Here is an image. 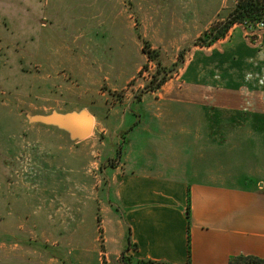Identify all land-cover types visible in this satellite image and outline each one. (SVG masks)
<instances>
[{
  "label": "crops",
  "instance_id": "obj_1",
  "mask_svg": "<svg viewBox=\"0 0 264 264\" xmlns=\"http://www.w3.org/2000/svg\"><path fill=\"white\" fill-rule=\"evenodd\" d=\"M123 1L0 0V39L15 45L18 53L24 50L32 55L29 63L43 71L77 70L76 54L80 49L92 53L98 52L100 45H106L128 52L131 43H137L138 35L131 31L119 36L99 32L51 35L44 32L47 23L120 22L123 14L116 7H121ZM155 2H158L156 9L165 12L163 3L170 6V15L155 25L153 36L166 42L152 44L166 53L167 44L180 52L216 22L226 20L237 0ZM64 4L70 5L71 11L66 17L62 14ZM146 16L145 13L144 19ZM142 55L147 62V56L143 52ZM179 72L159 92L169 90L166 91L169 100L177 105L186 103L187 109L153 113L144 109L142 99L135 105L139 125L134 126L137 121L131 120L128 126L126 156L110 174L113 201L125 214L118 216L112 209L103 212L115 220L119 230L118 250L108 234L103 238L98 235L95 218L86 224L81 192L61 188L65 178L45 177L43 181L51 188L30 190L12 188L15 181L11 176L10 180L0 179V264H123L120 259L123 252L132 264H229L239 256L264 260V181L259 180V162L256 173H250V179L247 176L242 179L254 181L256 186H225L194 181L190 176L192 165L179 159V153L190 148L180 141L185 134L179 125L180 118L189 119L184 127L187 134L202 135L203 142L210 144L212 135L225 129L219 116L241 119L251 116L240 103L254 95L247 87L256 84L260 87L264 81V31L253 38L250 30L237 24L226 38L211 47L191 45ZM49 81L44 83L48 85ZM55 82H59L57 78ZM170 82L173 89H165ZM243 89L248 94L241 99ZM213 101L218 102L219 108H207ZM130 113V110L125 113V119ZM260 114L252 116L264 118V110ZM168 117L172 119L170 125L163 120ZM125 119L120 128L126 127ZM237 129L244 134H264V126L257 124ZM166 134L171 135L168 148L174 161L164 169L162 152L155 151L154 141H160L161 135ZM199 138L194 139V144ZM159 156L160 162L156 159ZM38 179L42 177L34 180ZM102 223L110 227V223ZM89 229L91 234L87 232ZM26 240L45 242L65 255L48 256Z\"/></svg>",
  "mask_w": 264,
  "mask_h": 264
},
{
  "label": "rangeland",
  "instance_id": "obj_2",
  "mask_svg": "<svg viewBox=\"0 0 264 264\" xmlns=\"http://www.w3.org/2000/svg\"><path fill=\"white\" fill-rule=\"evenodd\" d=\"M155 1L124 0L121 7H116L118 12L123 14V21L120 22H48L44 32L51 35L99 32L101 35L114 33L119 36L131 31L138 37L141 34L154 46V43L166 42L164 38L153 37L154 28L166 15H170L169 5L163 3L162 7L167 10L165 12L160 8L156 9L155 5L158 2ZM69 6L66 4L62 6L63 17L71 13L68 11ZM160 11L163 12L164 17L160 16ZM156 12L159 15L157 18ZM145 13L146 19H144ZM263 31L254 29L250 32L253 38H257V35ZM192 43H188L183 49H187L188 52ZM14 46L0 39V179L10 180L13 176L15 182L12 183L15 186L12 188L18 186L30 190H46L51 188V185L43 181L45 177L65 178V182L60 184L61 188L81 192L86 211L83 219L86 224L92 223L95 218L98 235L103 238L108 234L112 245L118 248L117 243L120 238L115 220L107 218V213L103 211L112 209L122 217L125 214L113 201L110 174L114 172V168L108 161L113 160L117 163L116 166H120L126 156L128 126L131 120L136 122L138 118L132 113L129 105L133 104L139 95H142L145 101L144 109H149L153 113H160L159 111L162 110H186L187 104L177 105L170 101V97L166 95V91L169 90L142 93L155 74L157 66L146 62L142 55L143 51L141 52L142 44L139 38L137 43H131L128 52L113 47L109 49L106 45H100L98 52L92 53L80 49L76 54L77 67H79L77 70L63 68L43 71L39 66L34 67L29 63L32 55L25 54L24 50L18 53ZM166 47L168 50L163 53L166 58L163 63H176L179 52L172 45L167 44ZM179 75L180 72L169 80ZM44 77L45 80H50L48 85L44 83ZM55 78L59 81L57 84ZM59 85L62 87L60 88ZM171 85L170 82L165 89H173L174 86ZM258 87V84L247 87L249 93L254 94L247 96L249 98L246 97L248 94L246 89H243L240 95L241 99L245 97L249 99L241 101L240 105L251 112V116L247 118L243 116L242 119L230 115L219 116L220 125L225 126V129L224 132L212 135L210 144L206 140L203 142L202 135L187 134L188 130L185 131L184 127L187 126L189 119H179L181 131L185 132L180 136V141H184L185 145L190 147L179 153V159L180 162L188 161L192 165L190 176L194 181L254 187L256 182L249 183L250 180L242 179L245 176L250 179L248 175L256 173L257 162L260 170L259 180L264 181L262 168L264 167V134H244V131L240 133L237 129L252 124L264 126V118L257 119L256 116H252L261 115L260 112L264 110V81ZM182 97L181 94V99ZM210 98L213 100V96ZM217 104L218 102L215 101L209 102L207 108L215 110L219 108ZM83 110L88 111L94 119L93 134L85 140H73L67 131L54 126L31 123L27 117L50 115L53 112L79 113ZM129 110L131 113L125 119L124 115ZM253 111L257 113L253 114ZM123 118L127 120L126 127L120 128L124 122ZM163 120L170 125L172 119L168 117ZM161 136L160 141H154V148L155 151L162 152L163 168L167 169L170 161H174L170 159L171 135ZM197 136L200 138L194 144ZM156 159L160 162V156ZM35 177L42 179L34 180ZM22 179L27 180V183L21 182ZM104 221L110 223V227L102 223ZM87 232L91 234L90 229ZM25 242L32 247L42 249V252L48 256L57 258L65 255L59 248L53 249L49 244L39 240ZM120 259L122 262L132 264L125 252Z\"/></svg>",
  "mask_w": 264,
  "mask_h": 264
},
{
  "label": "trees",
  "instance_id": "obj_3",
  "mask_svg": "<svg viewBox=\"0 0 264 264\" xmlns=\"http://www.w3.org/2000/svg\"><path fill=\"white\" fill-rule=\"evenodd\" d=\"M128 1V0H127ZM258 22H264V0H237L236 6L224 21L215 23L208 31H205L197 40L192 43V46L211 47L218 41L224 39L230 30L237 24L244 25L248 30L253 31ZM139 39L142 44V51L147 56L149 63H154L157 66L155 74L146 85L142 93H155L162 89L166 82L180 71L181 66L185 62L187 49H182L178 55V61L174 64H165V55L161 50L153 48L151 43L145 40L141 34ZM142 102V95L136 97L135 102L130 107L132 113L138 117L135 105ZM139 121L134 125L138 126ZM119 154H121L119 152ZM109 165L112 168L116 167L113 160H109ZM190 207L187 210V216L190 220ZM130 242V236L128 237ZM123 264L127 262L123 261ZM229 264H264V260L253 256H239L230 260Z\"/></svg>",
  "mask_w": 264,
  "mask_h": 264
},
{
  "label": "water",
  "instance_id": "obj_4",
  "mask_svg": "<svg viewBox=\"0 0 264 264\" xmlns=\"http://www.w3.org/2000/svg\"><path fill=\"white\" fill-rule=\"evenodd\" d=\"M31 123L58 127L67 131L73 140H85L93 134L94 119L88 111L79 113H57L50 115L27 116Z\"/></svg>",
  "mask_w": 264,
  "mask_h": 264
},
{
  "label": "built area",
  "instance_id": "obj_5",
  "mask_svg": "<svg viewBox=\"0 0 264 264\" xmlns=\"http://www.w3.org/2000/svg\"><path fill=\"white\" fill-rule=\"evenodd\" d=\"M255 30L256 31H262V30H264V22H258V23H256Z\"/></svg>",
  "mask_w": 264,
  "mask_h": 264
}]
</instances>
